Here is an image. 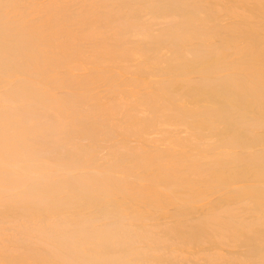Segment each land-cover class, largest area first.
Masks as SVG:
<instances>
[{"label":"bare ground","instance_id":"1","mask_svg":"<svg viewBox=\"0 0 264 264\" xmlns=\"http://www.w3.org/2000/svg\"><path fill=\"white\" fill-rule=\"evenodd\" d=\"M0 264H264V0H0Z\"/></svg>","mask_w":264,"mask_h":264}]
</instances>
